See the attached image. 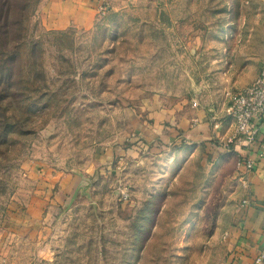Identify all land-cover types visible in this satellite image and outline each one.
<instances>
[{
	"label": "rangeland",
	"instance_id": "1",
	"mask_svg": "<svg viewBox=\"0 0 264 264\" xmlns=\"http://www.w3.org/2000/svg\"><path fill=\"white\" fill-rule=\"evenodd\" d=\"M35 1L23 95L0 98V264L219 262L237 157L157 149L141 123L194 100L220 114L264 62V0H105L60 30Z\"/></svg>",
	"mask_w": 264,
	"mask_h": 264
},
{
	"label": "crops",
	"instance_id": "2",
	"mask_svg": "<svg viewBox=\"0 0 264 264\" xmlns=\"http://www.w3.org/2000/svg\"><path fill=\"white\" fill-rule=\"evenodd\" d=\"M99 2L100 0H45L40 6V23L47 30H60L69 26L91 28ZM257 74L258 72L248 84ZM193 102L196 103L195 106ZM193 102L191 108L183 111L180 108L152 106L146 111L141 132L147 143L152 142L157 149L166 150L173 145L179 152H196L200 148L205 152L204 160L214 161L219 157L221 161L230 157L236 160L239 155H247L255 161L253 169L243 177L237 173L235 187L238 199L228 225L222 232L223 255L215 264H256L255 258L264 251V158H260L258 154L260 143L264 142V124L259 127V143L253 151H246L241 144L231 145L227 149L224 142L232 131V123L224 114L227 102L220 114L213 107L201 109L197 101ZM243 180L246 181L245 186H242ZM249 197L252 202H241ZM260 264H264V259Z\"/></svg>",
	"mask_w": 264,
	"mask_h": 264
},
{
	"label": "built area",
	"instance_id": "3",
	"mask_svg": "<svg viewBox=\"0 0 264 264\" xmlns=\"http://www.w3.org/2000/svg\"><path fill=\"white\" fill-rule=\"evenodd\" d=\"M105 0H100L98 12H103ZM195 106L196 103L193 102ZM224 114L232 123V131L224 142V146L241 144L246 151L251 152L259 143L258 131L260 125L264 124V62L261 64L255 79L239 91L232 93L227 98ZM258 154L264 158V142L260 143ZM255 161L250 156L237 157L236 171L240 177L250 172ZM246 181H242V186ZM243 204L252 202L250 197L241 201ZM264 259V251L256 258L255 263L260 264Z\"/></svg>",
	"mask_w": 264,
	"mask_h": 264
},
{
	"label": "trees",
	"instance_id": "4",
	"mask_svg": "<svg viewBox=\"0 0 264 264\" xmlns=\"http://www.w3.org/2000/svg\"><path fill=\"white\" fill-rule=\"evenodd\" d=\"M35 4V0H0V98L7 97L9 102L16 94L23 95L17 70L26 56L22 52L26 44L24 22ZM28 52L34 62L40 55L38 42L29 39Z\"/></svg>",
	"mask_w": 264,
	"mask_h": 264
}]
</instances>
